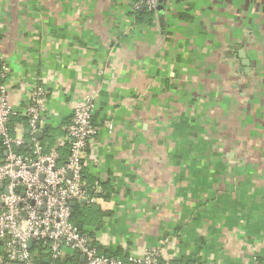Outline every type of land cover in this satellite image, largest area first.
<instances>
[{
  "label": "crops",
  "instance_id": "crops-1",
  "mask_svg": "<svg viewBox=\"0 0 264 264\" xmlns=\"http://www.w3.org/2000/svg\"><path fill=\"white\" fill-rule=\"evenodd\" d=\"M135 2L0 0L9 100L20 110L33 83L47 87L38 138L65 157L71 112L96 95L84 176L111 206L77 203V225L99 253L264 264V0H163L151 23Z\"/></svg>",
  "mask_w": 264,
  "mask_h": 264
},
{
  "label": "built area",
  "instance_id": "built-area-1",
  "mask_svg": "<svg viewBox=\"0 0 264 264\" xmlns=\"http://www.w3.org/2000/svg\"><path fill=\"white\" fill-rule=\"evenodd\" d=\"M149 10H157L158 0H143ZM7 68L0 65V241L4 255L0 264H36L48 257L56 264L68 253L74 264H163L158 247H147L141 255L121 258L99 253L93 236L73 222L72 202L97 203L102 211L111 206L100 179L90 182L84 176L86 150L100 127L93 122L96 98L88 94L74 107L64 127L62 157L58 144L49 146L37 136L45 123L47 87L33 83L28 104L18 110L9 100ZM25 122L26 135L14 134L11 119ZM109 131L112 124L107 123ZM31 239V246L28 240ZM35 247L34 253L31 249Z\"/></svg>",
  "mask_w": 264,
  "mask_h": 264
},
{
  "label": "trees",
  "instance_id": "trees-1",
  "mask_svg": "<svg viewBox=\"0 0 264 264\" xmlns=\"http://www.w3.org/2000/svg\"><path fill=\"white\" fill-rule=\"evenodd\" d=\"M139 1H143V0H136V2H139ZM135 14H136V22L138 23H151L152 22V19H153V16H154V13L157 12V10H149L145 5L144 3L142 2L139 7L137 9L134 10ZM20 119V118H19ZM22 120V119H20ZM49 131V130H47ZM45 138V136H44ZM42 138L41 140L44 141L45 139ZM2 153V151H0V154ZM105 185V184H104ZM107 198V196H106ZM83 206V204H77L76 207L74 208V213H72V220L74 223H79V222H83V219H82V210H81V207ZM74 216V217H73ZM36 248L33 247L31 249V251H34ZM56 264H58V261L56 262Z\"/></svg>",
  "mask_w": 264,
  "mask_h": 264
},
{
  "label": "water",
  "instance_id": "water-1",
  "mask_svg": "<svg viewBox=\"0 0 264 264\" xmlns=\"http://www.w3.org/2000/svg\"><path fill=\"white\" fill-rule=\"evenodd\" d=\"M162 3H163V0H158V6H157V11L158 12H160L162 10ZM240 54H241V52H240ZM240 56L243 57L242 54ZM245 63L247 64L246 61H245ZM37 136H39V132H37ZM81 203H85V200H82ZM71 205L74 206L75 205V202H72ZM77 226H78V228L81 229V224H78ZM31 242H32L31 239H29L28 242H27L29 247L31 246Z\"/></svg>",
  "mask_w": 264,
  "mask_h": 264
},
{
  "label": "rangeland",
  "instance_id": "rangeland-1",
  "mask_svg": "<svg viewBox=\"0 0 264 264\" xmlns=\"http://www.w3.org/2000/svg\"><path fill=\"white\" fill-rule=\"evenodd\" d=\"M32 253H34V251H32Z\"/></svg>",
  "mask_w": 264,
  "mask_h": 264
}]
</instances>
